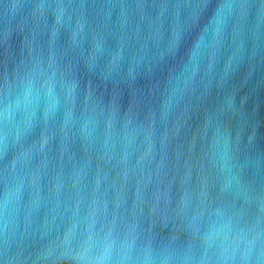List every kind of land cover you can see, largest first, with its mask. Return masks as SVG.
I'll list each match as a JSON object with an SVG mask.
<instances>
[{
    "label": "clouds",
    "instance_id": "9594fccd",
    "mask_svg": "<svg viewBox=\"0 0 264 264\" xmlns=\"http://www.w3.org/2000/svg\"><path fill=\"white\" fill-rule=\"evenodd\" d=\"M21 31L0 78V264H264V149L234 98L205 106L201 71L260 49L264 0H34Z\"/></svg>",
    "mask_w": 264,
    "mask_h": 264
},
{
    "label": "water",
    "instance_id": "95a60500",
    "mask_svg": "<svg viewBox=\"0 0 264 264\" xmlns=\"http://www.w3.org/2000/svg\"><path fill=\"white\" fill-rule=\"evenodd\" d=\"M33 2L34 0H0V78L3 76L5 63L7 62L11 69L13 61L21 56L24 37L21 26ZM137 2H144V0H137ZM148 2L165 3L169 0H148ZM190 2L212 4L215 0H190ZM8 5H19V7L12 10L6 7ZM6 30H10L11 33L7 45L3 42ZM254 45L255 41L250 42L247 55L238 70H234V64H230L227 57L219 74H215V68L210 63L201 70L202 74L206 71L209 79L215 81V86L207 94L204 103L205 106H214L220 102L225 93L229 99L234 98L236 102L234 123L240 128L246 142L255 139L258 147L264 149V39L261 40L258 51H254ZM225 73L229 74V78L221 87V77ZM150 83L151 81L141 77L138 79L137 86L146 94ZM111 88V84L107 88L100 84L98 91L107 93ZM128 98V92L125 90L121 103L126 106Z\"/></svg>",
    "mask_w": 264,
    "mask_h": 264
}]
</instances>
